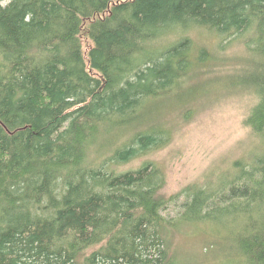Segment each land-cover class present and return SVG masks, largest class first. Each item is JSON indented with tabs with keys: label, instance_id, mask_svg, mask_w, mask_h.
<instances>
[{
	"label": "trees",
	"instance_id": "1",
	"mask_svg": "<svg viewBox=\"0 0 264 264\" xmlns=\"http://www.w3.org/2000/svg\"><path fill=\"white\" fill-rule=\"evenodd\" d=\"M195 30L249 53L232 82L264 144V0L0 3V264H199L176 236L201 224L223 264H264V151L172 195L159 164L121 168L171 144L164 115L217 59Z\"/></svg>",
	"mask_w": 264,
	"mask_h": 264
},
{
	"label": "rangeland",
	"instance_id": "2",
	"mask_svg": "<svg viewBox=\"0 0 264 264\" xmlns=\"http://www.w3.org/2000/svg\"><path fill=\"white\" fill-rule=\"evenodd\" d=\"M8 2L0 0L2 5ZM190 35L197 39L198 45L211 50L217 59L184 84L183 92L192 100L164 115L162 120L166 125L175 127L171 144L121 167L129 170L144 161L159 164L166 172L163 190L166 195L177 193L192 183L211 185L233 161L248 162L252 156L264 151L263 142L245 123L257 102L256 95L248 88L241 90L232 82L249 53L238 43L222 50L220 44L224 40L217 42L203 30L192 31ZM83 43L87 51L90 41L85 36ZM220 237V230L213 226H188L176 236V247L180 255L191 257L199 264H223L225 251L215 252L218 249L213 246L221 241ZM225 244L224 239L218 247Z\"/></svg>",
	"mask_w": 264,
	"mask_h": 264
}]
</instances>
